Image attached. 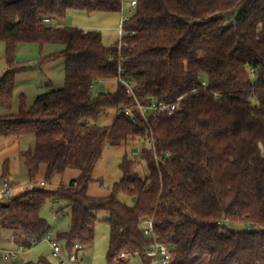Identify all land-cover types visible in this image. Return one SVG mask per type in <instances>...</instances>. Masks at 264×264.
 Returning <instances> with one entry per match:
<instances>
[{
    "label": "trees",
    "instance_id": "obj_1",
    "mask_svg": "<svg viewBox=\"0 0 264 264\" xmlns=\"http://www.w3.org/2000/svg\"><path fill=\"white\" fill-rule=\"evenodd\" d=\"M121 8L122 0H0L8 63L0 110L12 111L17 77L31 70L16 63L20 44L61 46L41 63L66 62L63 88L51 86L30 107L22 95L16 114L0 116V140L35 137L22 154L31 184L42 165L47 179L80 170L57 191L32 188L0 200V235L11 231L16 244L31 249L51 232L44 206L65 201L72 223L57 239L70 253L93 246L104 212L108 264H148L145 253L156 243L171 248L164 264H264V0H139L124 22L122 49L120 42L104 45L97 31L55 25L70 11ZM105 81H116V91L95 94ZM179 99L176 111L148 121L119 114ZM110 110L118 112L112 123L98 124ZM128 141L140 153L134 159L126 153L113 194L90 196L105 146ZM137 162L145 177L134 170ZM121 193L134 205L121 203ZM144 220L153 221L157 239L144 235Z\"/></svg>",
    "mask_w": 264,
    "mask_h": 264
},
{
    "label": "rangeland",
    "instance_id": "obj_2",
    "mask_svg": "<svg viewBox=\"0 0 264 264\" xmlns=\"http://www.w3.org/2000/svg\"><path fill=\"white\" fill-rule=\"evenodd\" d=\"M134 0H124L122 11L120 13H95L88 14L83 11H70L63 21L56 22L59 27L78 28L83 31H97L102 35L104 45L108 47L115 46L122 39V19L130 18L135 8L130 6ZM139 1V0H135ZM62 49L58 45H47L41 48L36 44H20L16 49L15 60L21 67H27L31 70L18 75L16 80V89L14 94V106L12 111L0 110V116L4 114H16L19 108L20 99L25 95L28 106H32L39 95L49 90L61 89L65 86V67L64 59L41 63L42 58ZM7 47L5 43L0 42V78L7 70L6 59ZM117 88L116 81H105L95 86V94L114 92ZM116 110H110L105 116L101 117L98 124L110 125L117 116ZM34 136L23 138H12L0 140V200L13 198L21 195L32 188H43L51 192L57 191L61 187H66L70 182L80 175V170L69 168L64 173H54L50 179H47V167L41 166L37 182L30 183L25 161L22 154L28 152L35 146ZM138 152L137 145L132 142H123L119 145H106L103 149L101 159L96 164L92 180L88 184V194L94 198L110 197L115 186L122 179L120 164L126 153L134 159L133 152ZM134 170L143 177L147 175L144 164L138 163ZM45 185L42 186L41 183ZM9 185V191L4 192L5 184ZM117 199L126 205L133 206L134 199L124 195H117ZM41 216L46 219L51 226L53 239L55 238L63 248L62 255L68 260L72 253L68 252L65 243L57 239V234L67 232L71 227V211L65 201L48 202L42 209ZM108 215L104 212L98 214L99 222L96 226V236L92 247H80L74 250L77 255L76 264H108L107 254L110 242V225L106 221ZM234 229H245L244 224L234 225ZM12 232H2L0 235L1 246L11 242ZM10 240V241H9ZM14 241V239H13ZM10 246V245H9ZM7 248V247H3ZM21 260L39 263L44 260L50 264H70L60 262L53 257V252L47 238L38 243L20 257ZM26 260V261H27ZM20 262V261H19ZM18 262V263H19ZM133 264H139L136 260Z\"/></svg>",
    "mask_w": 264,
    "mask_h": 264
},
{
    "label": "built area",
    "instance_id": "obj_3",
    "mask_svg": "<svg viewBox=\"0 0 264 264\" xmlns=\"http://www.w3.org/2000/svg\"><path fill=\"white\" fill-rule=\"evenodd\" d=\"M123 1L124 0H122V3ZM136 5H137V1L134 0L131 2V7L135 8ZM122 7H123V4H122ZM121 11H122V8H121ZM128 19H122V34H123L124 22ZM44 22L46 24L52 23L50 19H45ZM122 45L123 43L121 39L118 48L122 49ZM119 81L128 87V92L130 94H133L132 88L122 78H120ZM180 100L181 99H179L177 103H174V104H164V103L153 102L149 105L138 104L137 106H133V107H124L123 109L119 111V114L126 115L127 117L130 118V120L133 123L137 122L139 115H141L143 118H145L146 121H148L150 116H157L161 113L176 111L179 107ZM153 146H154V139L150 138L148 140L147 147L151 148ZM139 153H140L139 151L138 152L134 151L132 155L136 157L139 155ZM41 185L44 186L45 183L42 182ZM8 189H9V185L6 183L4 186V192H8L9 191ZM142 226H143L142 227L143 233L145 236L157 239L154 226H153V221L144 220ZM46 238L50 243L54 258L59 259V261L62 263L68 262L70 264H76V262L78 261V257L77 255H74L73 253L70 255V258L68 260L64 259L62 255L63 248L60 246V244L55 238L53 239L51 232L46 236ZM37 244L38 243H34L33 247ZM79 248L80 247H76V250H78ZM170 249L171 248L169 246H166L161 243H156L154 247L150 248L145 253V256L148 259H150V263L148 264H164L167 261V257L169 256ZM28 250L29 248L23 245H19L15 249H5V248H2L0 245V261L2 262V264L18 263L19 261H20L19 263H25L23 262V260L20 259V257L22 254H24ZM139 264H146V263L141 261L139 262Z\"/></svg>",
    "mask_w": 264,
    "mask_h": 264
},
{
    "label": "crops",
    "instance_id": "obj_4",
    "mask_svg": "<svg viewBox=\"0 0 264 264\" xmlns=\"http://www.w3.org/2000/svg\"><path fill=\"white\" fill-rule=\"evenodd\" d=\"M130 6H131V3H130ZM56 27H59V26H57L56 25ZM12 238H10L11 239V242H7V244L6 245H4V246H1L2 248L3 247H7V248H5V249H15V248H17L18 246H19V244H16L14 241H13V239H14V236H13V233H12V236H11ZM46 238V237H45ZM10 241V240H9ZM0 245H1V241H0ZM10 245V246H9ZM27 260V259H26ZM26 260H23V262H28V260L26 261Z\"/></svg>",
    "mask_w": 264,
    "mask_h": 264
}]
</instances>
